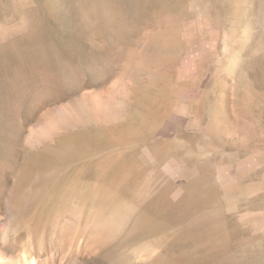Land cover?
<instances>
[{"label":"rangeland","instance_id":"374dc122","mask_svg":"<svg viewBox=\"0 0 264 264\" xmlns=\"http://www.w3.org/2000/svg\"><path fill=\"white\" fill-rule=\"evenodd\" d=\"M6 264H264V0H0Z\"/></svg>","mask_w":264,"mask_h":264},{"label":"bare ground","instance_id":"6f19581e","mask_svg":"<svg viewBox=\"0 0 264 264\" xmlns=\"http://www.w3.org/2000/svg\"><path fill=\"white\" fill-rule=\"evenodd\" d=\"M6 259H5V256H3V253L0 252V264H6Z\"/></svg>","mask_w":264,"mask_h":264}]
</instances>
